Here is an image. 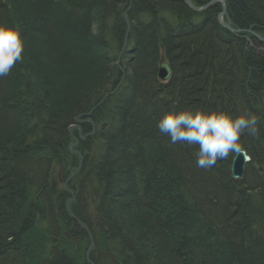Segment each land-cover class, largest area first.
<instances>
[{
    "label": "trees",
    "instance_id": "16d2710c",
    "mask_svg": "<svg viewBox=\"0 0 264 264\" xmlns=\"http://www.w3.org/2000/svg\"><path fill=\"white\" fill-rule=\"evenodd\" d=\"M225 2L237 35L220 4L0 0L24 42L0 77V264H264V0ZM188 108L257 116L241 178L231 152L199 168L197 145L159 131ZM85 114L83 140L68 127Z\"/></svg>",
    "mask_w": 264,
    "mask_h": 264
},
{
    "label": "clouds",
    "instance_id": "9594fccd",
    "mask_svg": "<svg viewBox=\"0 0 264 264\" xmlns=\"http://www.w3.org/2000/svg\"><path fill=\"white\" fill-rule=\"evenodd\" d=\"M24 42L20 29L0 23V77L9 74L17 62L22 61ZM159 131L170 137L173 144L180 142L197 145L194 153L196 165L209 169L217 160L227 158L229 153L244 152L239 143L241 134L247 130L258 132V118L245 114L233 118L221 110L184 109L167 111L157 125ZM248 159L247 156H245Z\"/></svg>",
    "mask_w": 264,
    "mask_h": 264
},
{
    "label": "bare ground",
    "instance_id": "6f19581e",
    "mask_svg": "<svg viewBox=\"0 0 264 264\" xmlns=\"http://www.w3.org/2000/svg\"><path fill=\"white\" fill-rule=\"evenodd\" d=\"M212 1V0H211ZM210 1V2H211ZM190 2L192 3V1L190 0ZM224 2H225V0H224ZM185 3H186V0H185ZM209 3V2H208ZM193 4V3H192ZM187 5V4H186ZM194 5V4H193ZM206 5V4H205ZM212 5H215V4H212ZM188 6V5H187ZM196 6V5H195ZM204 6V5H203ZM203 6H197V7H203ZM221 6V9H220V11L217 13V16H216V19H217V23L222 27V28H224L226 31H228L229 33H231V34H235V35H237V34H239V32H240V30H238V29H236V27H234L233 25H232V23L229 21V19H228V17H227V9H226V2H225V7L223 8V6L222 5H220ZM189 7V6H188ZM190 8V7H189ZM191 9V8H190ZM208 9V8H207ZM192 10V9H191ZM193 12H202V11H194V10H192ZM204 11V10H203ZM126 14V13H125ZM193 21L194 22H196V23H198L199 22V19H198V16H196V17H194L193 18ZM127 25H128V23H127ZM223 25H225V27L223 26ZM129 30H130V28H129V25H128V29H127V34L126 35H128V32H129ZM257 39L259 40V42H257V44H255V49L258 51V52H260V53H263L264 54V38H261V37H257ZM126 40V39H125ZM166 61V60H165ZM160 62V61H159ZM157 78L161 81V82H166V81H162L159 77H158V69H157ZM86 115V114H85ZM81 120H83V122L81 123V124H84L85 122H90L92 125H93V122H91V120L89 119V116H84V117H82L81 118ZM81 124H79L77 127H75V128H78L79 130H81ZM70 127V126H69ZM69 127H68V129H69ZM72 130V129H71ZM70 129H69V132L71 131ZM82 132V131H81ZM87 136H88V134H87ZM75 141H77L75 138H73ZM244 152H245V154L249 157V159H248V161L245 163V165H244V168H243V172H242V176H243V174H244V171H245V169H246V167L247 166H249V164L251 163V157L247 154V152L244 150ZM76 154H78L79 155V163H78V165H77V167H76V170H75V173H77L80 169H81V162H82V155L80 154V153H76ZM236 155L237 154H235V153H232V155H231V157H230V174H231V177L233 178V179H235L233 176H232V167L234 166V162H235V158H236ZM252 169H254V170H256V171H258L259 173H262L263 171H264V167L262 166V165H259L257 162H255L254 163V167L252 168ZM77 171V172H76ZM75 173H71L70 174V176L68 177V179H67V181H69V180H71V179H73L74 177H75ZM241 176V177H242ZM77 224H78V226L79 227H81V228H83L82 227V224H81V222L79 221V222H77ZM84 230H86L87 231V233H88V236H89V238H90V244H89V246H88V248H87V251H86V255L89 253V251L92 249V247H93V245H94V242H93V239H92V233H91V231L87 228V227H85V228H83ZM90 246H91V248H90ZM90 248V249H89ZM87 257V256H86Z\"/></svg>",
    "mask_w": 264,
    "mask_h": 264
},
{
    "label": "water",
    "instance_id": "95a60500",
    "mask_svg": "<svg viewBox=\"0 0 264 264\" xmlns=\"http://www.w3.org/2000/svg\"><path fill=\"white\" fill-rule=\"evenodd\" d=\"M221 1V4L223 6V8L225 7V2L224 0H212L211 2L207 3L206 5H204L203 7H197L195 5H193L190 0H186V4L194 11H203V10H206L209 6H211L212 4H215L216 2H220ZM225 27V25H223ZM127 37V35H126ZM170 75H171V66L169 65V63H167L164 59L163 56H161V59H160V62H159V66H158V77L162 80V81H167L169 78H170ZM107 96V95H106ZM84 116H89V114H86V115H78L76 118H75V124L71 125L69 127V129H73L75 127H77L79 124H81L83 122V120H81L82 117ZM94 127V125H93ZM87 136V134L85 135ZM85 136H82L81 135V130H80V134H79V138L80 139H84ZM77 143V141H75L74 143H72L70 146H73ZM76 152V151H75ZM77 153V152H76ZM245 156H247L245 154V152H242L240 154H237L236 155V158H235V162H234V166L232 167V176L235 178V179H239L241 178L242 176V172H243V168H244V165L245 163L248 161V159L245 158ZM68 202L66 203V207L68 209ZM70 217L71 218H74L75 217L73 216V214L69 213ZM77 222H79L77 220ZM82 227L85 228V225L82 224ZM91 248V246H90ZM89 248V249H90Z\"/></svg>",
    "mask_w": 264,
    "mask_h": 264
},
{
    "label": "rangeland",
    "instance_id": "374dc122",
    "mask_svg": "<svg viewBox=\"0 0 264 264\" xmlns=\"http://www.w3.org/2000/svg\"><path fill=\"white\" fill-rule=\"evenodd\" d=\"M215 4H220V5H222V4H221V1H220V2H216ZM211 6H213V5H211ZM211 6H209V7H211ZM209 7H208V8H209ZM84 139H85V137H84ZM84 139H83V140H84ZM74 142H75V141H74ZM74 142H73V143H74ZM71 144H72V143H71Z\"/></svg>",
    "mask_w": 264,
    "mask_h": 264
}]
</instances>
